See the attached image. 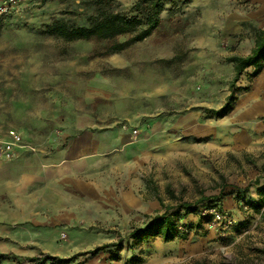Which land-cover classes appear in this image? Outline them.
I'll list each match as a JSON object with an SVG mask.
<instances>
[{"label": "rangeland", "instance_id": "obj_1", "mask_svg": "<svg viewBox=\"0 0 264 264\" xmlns=\"http://www.w3.org/2000/svg\"><path fill=\"white\" fill-rule=\"evenodd\" d=\"M113 1L128 13L138 0ZM12 4L0 16V141L15 131L21 144L44 145L64 137L77 116L91 114L102 129L116 125L129 132L128 139L147 143L133 173L105 178L111 189L125 188V204L114 200L111 208L89 212L67 231L68 239L62 235L64 256L58 258L74 257L68 264H264V210L243 204L241 218L227 216L228 224L213 222L211 204L199 203L232 188L244 190L264 176V113L248 115L244 96L258 76L247 69L232 88L234 66L228 61L254 47L264 28V0H165L159 28L118 54L111 53L112 42L44 33L54 20L86 25L93 0ZM229 100L231 113L207 118L206 109H220ZM132 192L142 200L141 209L130 208ZM183 204L198 212L186 215ZM166 211L177 213L173 242L155 235L132 238ZM6 214L19 213L0 201V220ZM118 242L122 250L87 254ZM11 244L7 249L0 244V264L53 257L36 241ZM113 253L119 261L112 260Z\"/></svg>", "mask_w": 264, "mask_h": 264}, {"label": "crops", "instance_id": "obj_2", "mask_svg": "<svg viewBox=\"0 0 264 264\" xmlns=\"http://www.w3.org/2000/svg\"><path fill=\"white\" fill-rule=\"evenodd\" d=\"M244 96H248V115L264 113V67ZM98 121L91 114L79 115L68 124L64 137L47 140L44 145L22 144L12 160L0 159V201L9 202L19 213L6 214L0 220L3 248H10L11 242L36 241L38 248L51 256H64L58 244L62 235L68 239L67 231L75 230L71 228L97 208H111L116 201L125 204V188L111 189L105 178L112 173L123 178L133 173L136 163L144 159L142 149L147 143L128 139L129 132L116 125L102 129ZM32 145L38 148L33 151ZM259 179L261 185H249L245 193L232 188L212 199L220 201L228 217L238 220L240 206L254 209L252 205L260 200L264 176ZM129 199L130 208H142V200L133 192Z\"/></svg>", "mask_w": 264, "mask_h": 264}, {"label": "trees", "instance_id": "obj_3", "mask_svg": "<svg viewBox=\"0 0 264 264\" xmlns=\"http://www.w3.org/2000/svg\"><path fill=\"white\" fill-rule=\"evenodd\" d=\"M45 1L42 0V2ZM164 2L165 0H138L130 12L125 13L117 9L116 3L113 0H93L94 11L88 18L86 25L68 24L64 20H54L52 23L45 25L44 33L50 36L61 37L68 41L97 39L112 42L111 53L118 54L130 45L144 41L159 28ZM123 36H129V39L125 42H120L118 39ZM228 61L234 66V77L230 83L232 88L240 81L241 76L247 69L254 68L253 76H259L264 67V28L257 31L254 47L248 55L233 56ZM237 90L241 92L243 89ZM233 103L234 101L229 100L220 109H206L207 118L221 119L225 117L233 111ZM253 184L260 186L261 179L255 180ZM247 190H249V187L244 189V193ZM258 192L260 200L252 206L255 211L260 212L264 210V184ZM200 202H209L212 209H219L220 212H223L218 199L210 200L209 197H202ZM181 207L186 215L198 212L190 204H183ZM168 211L154 217L145 228L135 230L132 233V238L141 240L148 238L150 235H155L161 237L167 243L173 242L179 234L174 219L177 213L171 215ZM181 238L186 240L188 235H182ZM110 248L122 250L123 245L120 242L106 244L95 248L87 254L95 257ZM73 259L74 257L60 259L58 257L45 256L42 259L31 258V261L38 262L36 264H44L47 260H56L59 263L68 264ZM112 260L119 261L120 255L113 253Z\"/></svg>", "mask_w": 264, "mask_h": 264}, {"label": "built area", "instance_id": "obj_4", "mask_svg": "<svg viewBox=\"0 0 264 264\" xmlns=\"http://www.w3.org/2000/svg\"><path fill=\"white\" fill-rule=\"evenodd\" d=\"M12 2L13 0H10L0 5V16L8 14L12 8H14ZM134 134H137V131H135ZM9 137L11 138V141H0V159L12 160L15 156L16 148L22 145V138L15 131H10ZM212 217L213 222H227L228 224H231L227 215L217 209L212 210Z\"/></svg>", "mask_w": 264, "mask_h": 264}]
</instances>
